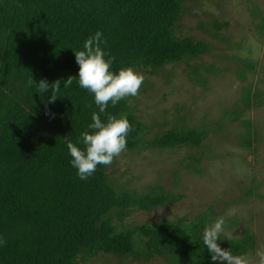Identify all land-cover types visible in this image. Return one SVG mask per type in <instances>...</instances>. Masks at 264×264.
<instances>
[{
    "label": "trees",
    "instance_id": "obj_1",
    "mask_svg": "<svg viewBox=\"0 0 264 264\" xmlns=\"http://www.w3.org/2000/svg\"><path fill=\"white\" fill-rule=\"evenodd\" d=\"M188 1L0 0V238L5 241L0 264H78L100 253L214 264L202 240L204 228L215 221L209 211L190 221L126 224L136 210L150 211L182 195L158 184L141 191L114 183L108 170L116 158L80 180L66 147V141L76 142L90 131L92 113L99 111L94 96L78 86L74 50L101 31L114 70L157 69L197 58L209 44L176 34ZM69 77L72 83L65 86ZM32 79L53 88L59 80L55 101L39 93ZM120 113L132 125L124 152L200 147L210 133L204 127L176 126L146 138L151 126L138 118L127 97L115 107L109 103L100 115L105 120ZM192 156L186 159L196 160L189 170L201 160ZM217 243L235 258L253 252L257 241L249 232L221 236Z\"/></svg>",
    "mask_w": 264,
    "mask_h": 264
},
{
    "label": "rangeland",
    "instance_id": "obj_2",
    "mask_svg": "<svg viewBox=\"0 0 264 264\" xmlns=\"http://www.w3.org/2000/svg\"><path fill=\"white\" fill-rule=\"evenodd\" d=\"M263 22L264 0H189L176 34L204 40L209 50L163 68L136 69L144 82L137 96L127 98L138 118L151 126L146 138L176 126L204 127L210 133L200 147L116 157L108 170L114 183L141 191L158 184L182 195L150 211L136 210L126 224L190 221L209 211L214 220L223 218L225 238L254 233L256 249L235 257L239 264H264ZM189 155L201 159L194 170L188 169L196 162L186 161ZM78 264L169 263L159 256L137 260L100 253Z\"/></svg>",
    "mask_w": 264,
    "mask_h": 264
},
{
    "label": "clouds",
    "instance_id": "obj_3",
    "mask_svg": "<svg viewBox=\"0 0 264 264\" xmlns=\"http://www.w3.org/2000/svg\"><path fill=\"white\" fill-rule=\"evenodd\" d=\"M106 43L103 33L96 31L85 39L80 50L73 49L78 65V86L94 96L95 105L99 110L92 113V122L88 125L90 131H83L76 142L66 141L71 157L70 164L83 181L91 177L99 165H111L114 158L127 149V137L132 130L127 114H109L105 120L101 119L100 114L106 112L109 103L115 107L126 97L137 96L144 82V75L133 66H123L116 70L112 68L113 58L103 47ZM71 78L67 79L65 86L72 83ZM29 83H35L39 93H48L49 100L55 101L57 95L54 89L60 88L59 80L55 82L54 88L53 84L49 85L44 80L36 83L32 79ZM223 225V218H217L206 226L202 232L203 245L207 247L214 264L216 261L239 264L228 250L222 249L217 243L221 238ZM4 243L0 238V246Z\"/></svg>",
    "mask_w": 264,
    "mask_h": 264
}]
</instances>
